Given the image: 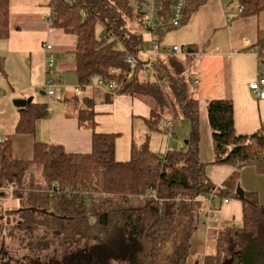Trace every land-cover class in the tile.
<instances>
[{"label":"trees","instance_id":"16d2710c","mask_svg":"<svg viewBox=\"0 0 264 264\" xmlns=\"http://www.w3.org/2000/svg\"><path fill=\"white\" fill-rule=\"evenodd\" d=\"M10 1L0 0V40L9 36ZM165 1L168 7L171 0ZM208 1L188 0L182 25ZM234 1L242 7L243 17H259L264 12V0ZM49 5L54 8L50 26L76 39L75 72L81 88L90 87L91 78L98 76L107 83L114 82L118 94L149 97L151 113L145 118L148 132L144 142L133 140L128 160H117L116 140L120 133L97 132L93 97L73 93L64 101L77 104L79 121L93 128L90 152H68L63 145L35 140L32 156L27 159L15 155L11 139L0 140V198L4 197L3 188L13 186L12 194L19 201L12 211L0 203L3 244L4 228L10 225L3 224L2 219L18 215L15 229L44 228L45 233L32 243L39 249L49 247L47 236L61 248L62 243L77 239L92 246L119 233L138 244L136 264H186L190 239L205 216V198L213 194V208L217 211L224 199L239 198L242 221L221 227L215 239L216 250L205 256L204 264H264V205L255 192L245 191L243 199L237 192L240 168L255 166L264 174V124L251 134H240L231 99L207 102L214 162L236 169L223 186L215 185L206 173L207 164L200 158V101L188 94L183 64L175 60L170 62L172 66L161 64L157 62L159 55L154 56L158 79H142L141 70L152 72L142 66L144 55L150 52L144 36L127 26L134 16L144 24L146 12L141 10L139 0H50ZM97 25L103 29L100 37ZM178 28L160 34L161 47L166 33ZM255 46L264 60V26L257 30ZM127 56L139 59L137 68L130 67ZM170 94L175 97L172 101ZM167 107L174 113L177 108L190 119L192 134L185 146L159 154L150 146L149 131L158 129ZM49 113L48 104L32 101L20 110L16 133L34 134L37 121Z\"/></svg>","mask_w":264,"mask_h":264},{"label":"crops","instance_id":"0c3cea01","mask_svg":"<svg viewBox=\"0 0 264 264\" xmlns=\"http://www.w3.org/2000/svg\"><path fill=\"white\" fill-rule=\"evenodd\" d=\"M225 7L222 0H209L201 6L178 28L180 41L186 44L175 43L171 48L160 46L162 51L159 58L164 59L169 55H174L183 63L187 76L191 73L195 74L194 78L189 76L196 84L195 87H192L191 95L200 101V114L203 105L207 111V102L210 99H231L237 132L251 134L264 124V98H259L250 87V83L255 81L259 75H264L261 66L263 56L259 54V50L255 46L257 38H253V40L249 36H243L241 39L234 37L233 21L235 18L229 17ZM212 8H214L213 11ZM9 11V36L0 40V103L6 107L5 110L4 106L0 105V129L5 128L7 133L4 137H0V140L11 139L15 155L27 159L32 156V146L35 140L63 145L68 152H90L93 128L87 122L79 121L76 111L77 104L64 101L73 93L63 94L62 91H58L56 95H61L63 103H60L61 105L56 108L55 105L49 103L50 113L47 117L37 121L34 134L16 133L20 115L18 116L17 111L12 107V102L17 98L29 97H33V101L36 102L35 93L38 86L40 87L38 78L40 70L45 65V60L42 57L43 54L46 55L43 44L48 41L53 45L54 51L60 52L66 48L74 53L76 39L48 24L49 0H11ZM228 18H231V22L228 21ZM222 27L228 31V41L226 43L212 41L211 35L216 29ZM258 28L259 26L257 30ZM175 45L181 46L183 49L186 47L184 54L171 52ZM205 45L209 47L208 50L201 49V46ZM147 49L150 51L149 48ZM148 57L149 54L145 60ZM186 58L190 62H186ZM13 63H16L15 66ZM169 65L172 66L171 63ZM58 69L60 73L61 70H64L65 76L74 74L75 78H78L75 72V61L65 65V68L60 64ZM18 73H22L26 80L19 79ZM152 73L158 79L155 68ZM59 76L62 82L64 77ZM84 90L81 91L80 97H93L95 130L97 132L120 133L116 140L115 156L120 161L128 160L133 140L136 137L134 136L135 122H144L146 125L145 118L150 115L151 109L149 106L147 108L144 101L141 102L137 97L127 94H111L91 86ZM68 105H72L73 110H64ZM4 112L9 113L12 118H5ZM140 139L142 141L144 135ZM155 152L163 154L159 151ZM203 155L200 141V158L209 165L210 162L205 161L202 158ZM214 156L213 153V158L211 156L209 160L211 163L215 159ZM213 168L206 166V173L217 186H223L227 178L236 170L234 166L227 164L213 166ZM239 174V187L244 192H255L260 204L264 205V174L259 173L255 166H244L240 168ZM217 213L220 220H211V222L209 220V223L206 224L208 238L218 231L217 228L220 225L242 221V201L232 197L227 204L221 203ZM215 250L216 247L210 253H214ZM208 253L203 255L202 264H204V258Z\"/></svg>","mask_w":264,"mask_h":264},{"label":"rangeland","instance_id":"374dc122","mask_svg":"<svg viewBox=\"0 0 264 264\" xmlns=\"http://www.w3.org/2000/svg\"><path fill=\"white\" fill-rule=\"evenodd\" d=\"M139 2L142 4L140 6L141 10L145 13H148L149 0H139ZM231 2V3H230ZM222 3L224 6H226V11L229 17H234L233 25H234V37L241 39L243 36H249L252 39L257 38V27L260 28L264 26V12L260 14L258 18L251 16V17H243L240 14V7L234 0H222ZM214 8H212V11ZM202 23V22H201ZM127 26L132 32L140 33L144 36L145 42L149 40L150 38V32L145 27L144 24L140 23L137 17H132V19L128 20ZM102 26L97 25L96 27V33L99 35V37L103 34L102 33ZM65 33V32H64ZM69 36V35H68ZM211 39L216 40L220 43H226L229 39L228 31L225 27L218 28L215 30L214 34L211 35ZM253 39V40H254ZM52 41V40H51ZM53 42V41H52ZM177 43L178 45H185L186 43L180 41L179 37V31L178 29L172 30L163 37V43L162 46H166L168 48H171L173 44ZM186 47H184L185 49ZM208 46H201L202 50H208ZM184 54V53H180ZM55 55V62H56V68H57V76L62 75L61 77H64L62 84L65 86V91L62 93H76L81 95V91L75 92V87L80 85L78 84V78L74 76V74H67L65 76V71L61 70V73L59 71V65L62 64V67L65 68V65H69L72 62L75 61V54L73 52L68 51V49L63 48L60 52L54 51ZM148 56V54H145L144 57ZM43 59L45 60L46 55H42ZM182 57V56H179ZM185 57V56H184ZM4 60V59H3ZM179 61L178 58L174 55H169L165 57L164 59L158 58L157 62L161 64H170L171 61ZM5 61V60H4ZM186 62H190V60H185ZM182 63V62H181ZM16 63H13L15 66ZM183 64V63H182ZM170 66V65H169ZM262 69L264 71V60L261 62ZM19 67V66H18ZM10 70V69H9ZM146 72V73H145ZM142 73V79L145 77L146 80L154 81L156 78L153 75L152 72H147L141 70ZM144 74V75H143ZM19 79L24 78V75L22 73H18L17 75ZM194 78L195 74H188L187 79V85H188V94L191 95V90H193L192 87H195L196 84H194V80H191V78ZM26 80V79H25ZM45 65L40 70L38 82H40V87L38 86V89L35 93V100L36 102H44V103H51L52 105H55V108L61 105L60 103H63V98L60 97L61 95H56L54 97H50L47 94H41V91H45ZM84 90L86 88H81V90ZM85 91V90H84ZM168 91H170L168 89ZM137 99H139L141 102H145L147 105V108L151 109V103L149 97H143V96H136ZM169 101H172L175 99L174 96L170 94ZM13 108L17 111V115H20V109L15 106L14 101ZM150 104V105H149ZM3 105L5 110L6 107ZM64 110L71 111L73 110L72 105H68L64 108ZM177 112H172L169 107L164 108L162 112V120L159 123L158 129H154L152 131H149V140H150V146L153 150L159 151L161 153H165L167 150L172 149H178L183 146H185V141H187L192 134V124L189 118L182 115L180 111L176 108ZM77 111V110H76ZM5 118H12L9 113L4 112ZM172 119L173 125L171 127L167 126V120ZM7 120V119H6ZM4 122V121H3ZM136 125H134V133L136 136L135 140L138 142H144L146 138V133L148 132V127L143 122L136 121ZM89 124V123H88ZM3 125V124H2ZM200 134H201V143L203 147V156L202 158L205 161L210 162L208 166H221L222 164H217L214 161H209L211 156L213 158L214 153V141L212 136V128L209 125V120L207 116V111L205 108V105L201 107V114H200ZM6 129H0V137H4L6 135ZM144 139L141 141L140 138ZM20 154V153H19ZM215 157V156H214ZM225 165V164H223ZM13 187V186H12ZM11 187H5L4 189V197L0 198V203L4 205V208L7 210H15L19 206L16 198L12 194L13 192L10 191ZM0 204V205H1ZM206 209V207H205ZM203 213H205L203 211ZM205 215V214H204ZM210 218L207 219L206 216L202 218V221L197 228V230L193 233L191 239H190V250H189V256L186 264H202L203 262V255L206 252H212L214 247V241L218 237L217 232L221 229L224 224L220 225L217 229L218 231L213 234L211 238H208L206 234V224L210 220H214L212 214H210ZM8 217H5L2 219V223H8L10 227L4 228L6 240H5V246L8 250L9 255H13V257L16 259L17 264H25L29 263H35V264H65L67 261L70 264L74 263H80L82 264H136V250L138 249V244L136 241L124 237L122 234H116L112 235L108 238L107 241H101V242H94L92 246L89 245L88 241L77 239L75 242H64L61 245V248H57L54 246V244L58 245L51 239V236H47L48 239L46 242V245L49 243V247L44 249H39L38 247L34 246L32 243H36L38 241L39 236L45 233V230L43 227L38 226L37 229L34 231H29L25 229H15L16 221L18 219V215H8ZM215 221V220H214ZM209 223V222H208ZM14 230V234L11 236V231ZM33 232L28 233V232ZM24 236V239L21 237ZM217 236V237H216ZM24 240V241H23ZM30 240V241H29ZM45 243V242H44ZM98 243V244H97ZM0 244L3 245L2 240L0 239ZM28 247V248H27ZM104 251H103V250ZM14 253H12V251ZM102 250V251H101ZM97 251H100L101 253H98ZM70 255V256H69ZM37 258V259H36ZM28 259V260H27ZM19 260V261H18ZM67 264V263H66Z\"/></svg>","mask_w":264,"mask_h":264},{"label":"built area","instance_id":"2783aa9c","mask_svg":"<svg viewBox=\"0 0 264 264\" xmlns=\"http://www.w3.org/2000/svg\"><path fill=\"white\" fill-rule=\"evenodd\" d=\"M50 1V0H49ZM72 0H69L71 2ZM149 10L148 13L144 14V25L150 32V38L148 41L145 42V46L150 49V55L148 59L142 64L143 68L146 70H153V59L154 56H157L161 53L160 49V34L173 27H181L184 21L187 7H188V0H171L170 5L167 7L165 0H149L148 2ZM240 7V11L242 7ZM54 18V8L50 5V14L48 17V24L53 21ZM228 21L231 22V18H228ZM43 50L46 53L45 59V94L50 97L56 96L58 91H65V86L62 84L60 79L57 76V68L55 62V55H54V48L50 42H45L43 44ZM174 53H184V49L181 46L175 45L172 48ZM127 61L130 64V67L137 68L139 63V59L133 56H127ZM111 73H114L112 70ZM198 82V80H196ZM95 89H103L108 92L116 93V85L114 82H106L101 77L94 76L91 78L89 83ZM251 89L259 98H264V75H259V77L250 83ZM81 86L75 87V91H79ZM173 124L172 119L167 121V126L171 127ZM5 189V188H3ZM13 187L11 186L10 191H13ZM1 190V189H0ZM50 195L54 194L53 190H50ZM207 202V209L204 211L205 216L207 219L210 218V214L214 217L215 221L220 220V216L217 213V210L213 208V203L215 201L214 195L210 194L205 198ZM230 199H224L223 203L227 204Z\"/></svg>","mask_w":264,"mask_h":264},{"label":"water","instance_id":"95a60500","mask_svg":"<svg viewBox=\"0 0 264 264\" xmlns=\"http://www.w3.org/2000/svg\"><path fill=\"white\" fill-rule=\"evenodd\" d=\"M41 94H45V91H42ZM33 101V97L29 98H17L14 100L15 106H17L20 110L25 109V107ZM237 192L239 193V197L241 199L244 198V191L241 187L238 186Z\"/></svg>","mask_w":264,"mask_h":264},{"label":"flooded vegetation","instance_id":"af4514ba","mask_svg":"<svg viewBox=\"0 0 264 264\" xmlns=\"http://www.w3.org/2000/svg\"><path fill=\"white\" fill-rule=\"evenodd\" d=\"M4 246H5L4 244L3 245L0 244V264H17L16 259L13 257V255L11 254L9 255L7 248L5 247L4 249ZM25 264H30L29 260Z\"/></svg>","mask_w":264,"mask_h":264}]
</instances>
